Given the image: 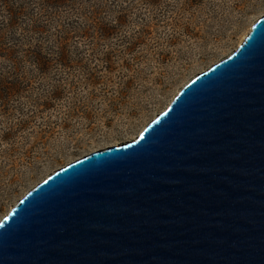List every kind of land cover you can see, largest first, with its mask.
I'll return each instance as SVG.
<instances>
[{"label":"water","instance_id":"obj_1","mask_svg":"<svg viewBox=\"0 0 264 264\" xmlns=\"http://www.w3.org/2000/svg\"><path fill=\"white\" fill-rule=\"evenodd\" d=\"M0 264H264V15L135 140L30 189Z\"/></svg>","mask_w":264,"mask_h":264},{"label":"rangeland","instance_id":"obj_2","mask_svg":"<svg viewBox=\"0 0 264 264\" xmlns=\"http://www.w3.org/2000/svg\"><path fill=\"white\" fill-rule=\"evenodd\" d=\"M263 15L264 0H0V221L57 169L135 140Z\"/></svg>","mask_w":264,"mask_h":264},{"label":"trees","instance_id":"obj_3","mask_svg":"<svg viewBox=\"0 0 264 264\" xmlns=\"http://www.w3.org/2000/svg\"><path fill=\"white\" fill-rule=\"evenodd\" d=\"M36 59L40 60V62H46L47 58L44 56V52L36 50L35 52Z\"/></svg>","mask_w":264,"mask_h":264},{"label":"bare ground","instance_id":"obj_4","mask_svg":"<svg viewBox=\"0 0 264 264\" xmlns=\"http://www.w3.org/2000/svg\"><path fill=\"white\" fill-rule=\"evenodd\" d=\"M165 109H166V108H165ZM165 109H164V110H165ZM164 110H163V111H164ZM158 115H159V114H158ZM158 115H157V116H158ZM96 151H97V150H96Z\"/></svg>","mask_w":264,"mask_h":264}]
</instances>
